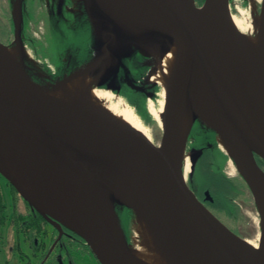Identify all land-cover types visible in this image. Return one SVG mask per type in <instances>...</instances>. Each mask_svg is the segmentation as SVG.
Returning a JSON list of instances; mask_svg holds the SVG:
<instances>
[{
    "label": "bare ground",
    "instance_id": "bare-ground-1",
    "mask_svg": "<svg viewBox=\"0 0 264 264\" xmlns=\"http://www.w3.org/2000/svg\"><path fill=\"white\" fill-rule=\"evenodd\" d=\"M84 1L92 10H96L97 3H100L103 15L115 19L122 29L133 33L141 47L151 48L152 38L160 37L159 41L164 42L160 56L155 58L148 73V80L160 86L156 104L150 101L148 110L161 128L165 98L173 83L187 71L182 65L183 51L179 37L148 13L144 8L147 0ZM20 13V2L17 0L14 7L17 20ZM195 20L211 51L238 67L252 96L257 98L264 88V0L260 14L253 18V25L230 11L229 0H206L197 11ZM21 51L19 46L18 53ZM16 52L14 48L0 43V87L27 93L31 98L47 103L66 126L87 133L91 139L103 137L106 142H112L143 138L152 141L153 135L132 106L110 90L95 85L98 75L84 72L64 80L56 89H42L30 80L17 60ZM216 82L221 98L219 105L210 95L206 75L201 71L194 74L191 83L179 93L172 106L169 143L186 179L191 161L185 144L193 115L199 114L219 131L220 147L229 154L230 162L254 195L260 230L255 240L245 239L243 248L208 223H201L212 231L238 264H264V182L250 171L224 135L237 138L247 150L257 148L241 124V95H237L235 88L219 70L216 71ZM258 125L264 132V116L258 115ZM110 158L106 152L94 153L95 161L103 168H106ZM116 166H120L124 173L113 181L116 194L112 198L131 206L135 212L133 247L126 249L129 264H214L206 258H196L170 230L164 209L167 181L162 168L141 160H127ZM0 169L12 176L19 189L39 210L67 223L35 170L1 141ZM69 181L84 206L124 242L111 200L102 186L78 172L71 173ZM183 213L188 220H193L194 214L185 204Z\"/></svg>",
    "mask_w": 264,
    "mask_h": 264
},
{
    "label": "water",
    "instance_id": "water-1",
    "mask_svg": "<svg viewBox=\"0 0 264 264\" xmlns=\"http://www.w3.org/2000/svg\"><path fill=\"white\" fill-rule=\"evenodd\" d=\"M16 1L13 2V12ZM19 2L21 12V0ZM200 7L201 5H197L195 0H147L144 4L148 13L159 19L179 37L183 51L182 65L187 69L173 83L165 98L162 113V134L159 143L143 138L118 139L112 142H106L103 137L91 139L87 133L66 126L47 103L35 100L27 93L0 87V141L35 170L67 223L39 210L23 194L11 175L2 169H0V173L36 210L58 222V228L63 225L82 238L100 264L130 263L126 251L128 248L127 237L119 223L114 205L117 203L132 210L133 208L112 198L116 194L113 181L124 173L122 168L120 166L117 168L116 165L127 160L153 162L162 168L167 181L164 209L168 226L176 239L186 245L196 258L199 260L206 258L214 264H238L228 250L218 242L212 231L206 228L201 221L208 223L224 236L245 248L246 240L218 219L190 187L169 143L173 102L179 93L191 83L194 74L201 71L206 75L210 95L218 105L221 104L216 82V71L219 70L230 85L235 88L237 95H241V124L257 150H247L237 138L223 135L240 154L250 171L264 182V169L260 167L255 157L258 155L264 159V132L258 125V115L264 116V88L260 90L258 97L254 98L238 67L226 58L216 56L211 51L202 38L200 28L195 20V15ZM95 9L88 8L85 3V14L89 24L93 27L91 34L103 36L106 39V45L101 52L108 56L111 64L108 70L110 73L116 76L119 59L132 53L130 41L135 44L137 49L151 52L141 47L135 35L122 29L115 19L105 17L100 3H97ZM19 20L22 22L21 13ZM19 20L17 21L19 22ZM21 26L22 24L17 30L16 25L15 41L19 39V33L21 35ZM159 39L152 38V42H150V44L153 43L151 49L154 54H157L156 57L160 56L164 47V42ZM112 40H115L119 46L115 47L111 43ZM22 68L30 80L46 90L56 89L64 80L84 72L98 75L95 83L98 87L97 84L101 77L100 72H92L87 66L46 86L33 80L28 70ZM128 82L134 86L132 82ZM196 120L203 122L207 128H211L219 134V131L199 114L193 115L190 131ZM201 151L202 149L195 147L190 150L193 159L192 169ZM95 152H106L111 157L106 168L97 164L94 159ZM56 157L60 160H57ZM74 172L85 175L102 186L111 200L114 217L124 242L118 239L110 228L86 208L78 198L69 181V175ZM184 204L194 214L193 220H188L184 215ZM133 213L135 215L134 210Z\"/></svg>",
    "mask_w": 264,
    "mask_h": 264
},
{
    "label": "rangeland",
    "instance_id": "rangeland-1",
    "mask_svg": "<svg viewBox=\"0 0 264 264\" xmlns=\"http://www.w3.org/2000/svg\"><path fill=\"white\" fill-rule=\"evenodd\" d=\"M24 1L27 3L30 0ZM13 2L14 0H0V39L3 40L2 43L5 45H7L6 43L8 42L12 44L8 46L17 50L16 58L20 65L26 68L31 74L33 73L32 75L34 77V73L39 71L49 74V72L52 71V67H54V61L58 63L61 58H63V60L66 59L67 54L65 52L57 54L56 49L61 47L59 41L62 39L58 36L56 31H52L54 22H52V19L48 16L54 11V7L58 9V12L65 10L69 13L66 25L69 26V29L71 28L70 30H73V32L70 33L73 37H70L71 40H74L72 42L78 44L81 40V34L83 33L81 23L84 20L82 16L85 14V2L84 0H35L32 5L28 2L31 8L33 10L35 9L36 14V17L34 16L35 19H33L34 21L29 22L30 33L32 34L29 36H32V38L36 40L33 42V45H25L20 33L19 39L15 41L14 36L16 25L18 30L22 22L20 20L18 22L16 18H14L15 15L12 9ZM261 3L262 0H229V7L230 11L237 17L242 19L244 18L248 23L253 25L254 16H258L260 14ZM33 5H35V7ZM29 10L30 8L28 7L27 11H23L21 5V19H23L24 12L28 16ZM151 44L153 46V43ZM19 46L22 47V51L20 53H18ZM32 48L35 49L38 56L33 53ZM147 50L151 51V53L154 52L151 48H148ZM35 79L37 82L39 81L36 77ZM158 93L159 90L155 94V98L149 95L146 96L148 103L151 101L156 104ZM114 94L123 102L127 103L121 96L116 93ZM128 106L130 105L128 104ZM150 123L151 124L149 126H146L148 127L151 135H153L152 142L159 143L162 130L157 126L154 119L151 120ZM193 128L194 130H192V134L189 136L188 141H186L185 144L186 152L189 154L191 161V170L186 177V181L188 182L189 175L194 169V167L192 169L193 159L191 158L190 150L193 147L202 150L205 147H211L212 151H210V153L212 152L215 156V166L219 170L225 172L227 176L231 177L236 185V193L232 196V202L236 208L233 214L229 215L223 211H216L215 214L212 210L211 211L228 228L242 238L255 240L257 234L259 233L260 226L259 214L253 193L245 186L244 182L238 179L240 174L236 170L233 163L230 162L229 154L218 144L217 139L219 134L216 132L213 133L212 131L210 134L204 132L200 134L198 139L200 123L197 122L196 126ZM208 140L210 143H207ZM221 152L226 154V158L223 157L224 155H222ZM0 187L6 204L5 213L7 221L17 208L20 211L26 209L25 199L15 192L16 188L1 173ZM15 203L16 206L13 205ZM129 210L131 212L129 221L127 217L123 216V230L127 237V246L133 247V223L135 215L131 208H129ZM9 222L4 225L0 233V264H28L29 262V264H37V261L43 258V250L50 245L53 226L51 224L44 225L43 231L45 233L43 232L44 235L41 238L43 240L42 246L44 245V247L38 253L33 254L31 249L28 247L29 240L26 241L23 235L18 233V223L15 224V226L14 220ZM53 225L55 226V224ZM76 248L69 249L72 264H100L89 249L82 247L78 249ZM64 264H69V261L64 260Z\"/></svg>",
    "mask_w": 264,
    "mask_h": 264
},
{
    "label": "flooded vegetation",
    "instance_id": "flooded-vegetation-1",
    "mask_svg": "<svg viewBox=\"0 0 264 264\" xmlns=\"http://www.w3.org/2000/svg\"><path fill=\"white\" fill-rule=\"evenodd\" d=\"M28 7L30 8V5L27 2L24 4L23 11H27ZM53 10H52L53 12H51L48 16L52 19V22H54V27H53L52 31H56L58 36L62 39L59 41L61 47L57 48L56 52H57V54L65 52L67 54V56H66V59H64V60H63V58H61L58 63L53 60L54 61V67H52V71H50V72L48 71L49 74H46L45 72L43 73L40 71L35 72L34 73L35 77L37 79H39L38 82L42 85L48 86L51 83H55L56 81H58L62 77L69 75L76 70H82L88 66V68L92 72H100L101 73L99 83L97 84L98 88L109 89L110 91L118 94L130 106H132L134 111L136 112L139 101L138 100H135L136 102L132 101V98L135 95L136 96L142 95V96H145V98L148 95L149 96L152 95V89L149 87L150 85L148 83H150V82L147 79L148 78L147 75L149 73L151 66L153 65L154 59H155L157 54L137 49L135 44H133L130 41V49H133L132 53L129 55L127 54L125 57H121L119 59L117 73H116V76H114L112 73H110L108 71L111 64L109 62L107 54H102V52H101L103 50V47L106 45V39L103 36H97L96 34L95 35L91 34L93 27L89 24V21H88L86 15L83 13L84 15L82 17L84 20L81 23V27H83L82 28L83 33L81 34L80 42L78 44H76V43L72 42L74 40H71V38H70V37H72V34H70V33H72L73 30H70L71 28L69 29V26L66 25V21L69 18L68 17L69 13H67L65 10L58 12L57 11L58 9L56 7H54ZM28 14H29V12H28ZM23 17H24V20L27 18V14L25 12H24ZM27 31L28 30L24 29V28H23V30H21V37H22L23 43L25 45H27L26 42L28 41V39H30V40L32 39L33 42L36 41L34 38H32V36H28ZM111 43L115 47L119 46L115 40H112ZM110 47L112 48L111 45H110ZM32 51L36 56H38V53L35 52L34 48H32ZM128 81L132 82L134 84V86L132 84H130ZM146 101H147V98H146ZM139 117L141 118V116H139ZM144 123H145V125H148V126L151 124L150 122H147V121H145ZM203 142H206V141H203ZM207 143H210V141L208 140ZM256 160H257V157H256ZM257 162L260 165L258 160H257ZM260 167L262 169H264L261 165H260ZM196 195L199 198V195L198 194H196ZM13 205L16 206V203ZM5 206H6V204H5ZM25 206H26V204H25ZM26 208H27V206H26ZM119 209H120V211H119L120 219H121V223H122V227H123V216L127 217L128 221H129V219H130L129 213L124 207L123 208L120 207ZM17 210H18V208H17ZM11 216L5 222V224L12 220ZM53 224H55V226ZM4 225L0 228V233H1V230L4 227ZM51 225L53 226L52 227L53 228L52 229V236H51L52 240L50 242V245H48V247L43 250V258L40 259L39 261H37V264H45V261L50 256V254L54 248V245L61 238V236L64 232V228H66L63 225L61 228H58V222H55V221H53ZM18 231H19L18 233L22 234L24 239L26 241H28V239L20 231L19 228H18ZM55 231H56V234H55ZM78 238H79L78 239L79 241L75 242L77 245H75L73 247L74 248L77 247L76 249H78L80 247L89 249V247L86 245L84 240L82 238H80L79 236H78ZM0 239H1V235H0ZM42 242H43V240H42ZM28 243H29L28 247L31 249L33 254L38 253L44 247V245L43 246L41 245V247H38V245L36 243L33 244L30 241ZM82 243H84L87 247H85V245ZM64 260H68L69 264H72L69 259H61L62 264H64Z\"/></svg>",
    "mask_w": 264,
    "mask_h": 264
},
{
    "label": "trees",
    "instance_id": "trees-1",
    "mask_svg": "<svg viewBox=\"0 0 264 264\" xmlns=\"http://www.w3.org/2000/svg\"><path fill=\"white\" fill-rule=\"evenodd\" d=\"M33 1L35 0H30L28 2L32 5ZM195 2L197 5H202L204 0H195ZM21 3L23 8L25 1L21 0ZM33 6L35 7V5ZM31 9L32 8L30 6L29 14L25 20L23 17L22 26H21L22 30L23 28L28 30L27 31L28 36L32 35L30 33L29 22L34 21L33 19H35L36 17L35 9L34 10ZM0 42H3V40L0 39ZM26 43L33 45V40L28 39ZM6 44L9 46L12 45L10 42ZM32 74L30 73L31 78L36 81L35 77ZM148 84L150 85L149 87L152 89L151 96L155 98V94L157 93L158 90H160V86L157 83H148ZM135 100L139 101L136 112L139 116H141L142 120L144 122L145 121L150 122L151 120H153V117L149 113L145 96L135 95L132 98V101ZM209 129L212 130L211 128ZM212 131L213 133H215L214 130ZM210 151H212L211 147L203 148L202 153L199 155V157L197 158L194 164L193 172L189 175L188 184L190 185L191 188L194 189L196 194L199 195V198L206 204V206L214 213L216 211H223L224 213L232 215L234 210L236 209L232 202V196L235 195L236 193L235 182L234 180H232L231 177L227 176L225 172L219 170L215 166V156L212 152L210 153ZM221 153L222 155H224L223 157L226 158V154L223 152ZM256 157L260 165L264 168V159L258 155H256ZM238 179L244 182L245 186L248 187L245 180L241 177V175H239ZM15 192L19 194L16 189ZM19 196L21 195L19 194ZM24 201L27 208L22 211L16 209L12 214L11 219L14 220V224L18 223L20 231L25 235V237L30 242H32L33 244L36 243L38 247H41L42 245L41 238L44 235L43 227L44 225L52 224L54 220L41 214L28 201L26 200ZM120 207L122 208L124 207L128 211L129 218L131 217V212L129 208L125 206H121L116 203L114 209L118 216L119 223L122 226L120 214H119ZM5 210H6V206L3 200V195L0 187V228L5 224L7 219ZM78 239L79 238L76 233H74L72 230H70L67 227L64 228V232L61 238L54 245V248L50 256L45 261V264H62L61 259H69L71 261V253L69 249L70 248L73 249L74 248L73 246L77 245L75 242H78L79 241ZM85 247L87 246L85 245Z\"/></svg>",
    "mask_w": 264,
    "mask_h": 264
},
{
    "label": "crops",
    "instance_id": "crops-1",
    "mask_svg": "<svg viewBox=\"0 0 264 264\" xmlns=\"http://www.w3.org/2000/svg\"><path fill=\"white\" fill-rule=\"evenodd\" d=\"M197 121V120H196ZM194 122V125H193V127H195V125H196V123L198 122V123H200V128H199V133H198V139H199V136H200V134H202V133H204V132H207V133H209L210 134V132L212 131V130H210L209 128H207L204 124H203V122H201V121H197V122ZM192 130H194V128L192 129ZM213 132V131H212ZM192 134V131H191V133H190V135ZM189 135V136H190ZM200 148V147H199Z\"/></svg>",
    "mask_w": 264,
    "mask_h": 264
}]
</instances>
